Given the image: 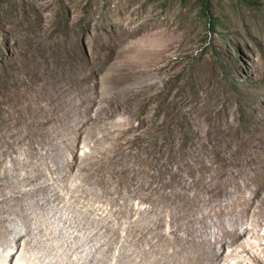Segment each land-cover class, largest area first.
Instances as JSON below:
<instances>
[{
    "label": "rangeland",
    "instance_id": "obj_1",
    "mask_svg": "<svg viewBox=\"0 0 264 264\" xmlns=\"http://www.w3.org/2000/svg\"><path fill=\"white\" fill-rule=\"evenodd\" d=\"M204 4L203 10L202 0H0V194L14 202L0 219L18 223L22 210L32 218L21 227H35L36 217L50 227L35 237L11 236L8 264H17L23 252L28 264H47L40 257L52 251L59 259L73 251L69 263L78 264V251L97 252L101 243L91 264L161 259L170 247L155 253L150 245L157 237L142 236L144 225L173 238L193 215L196 231L206 234L207 223L213 236L222 207L206 221L211 200L238 204L236 214L245 215L240 224L248 219L250 230L260 224L258 234L248 231L244 240L264 239V0ZM52 104L60 108L57 119L46 120L44 134L35 133L42 126L32 125L48 119ZM100 110L99 119L110 117L105 122H96ZM91 135L99 138L85 141ZM43 142L52 147L37 152ZM91 161L97 174L77 188L80 165ZM37 168L44 174L39 186L50 185V193L56 187L62 199L15 196L29 188V172ZM40 200L78 222L60 248L40 246L44 238H58L52 227L61 225L36 210ZM231 218L222 220L229 226ZM139 219L143 224L133 226ZM96 231L99 240L92 242ZM85 234L92 235L88 243L75 242ZM180 237L173 245L188 246L189 237ZM231 245L228 238L215 247L225 258L237 247Z\"/></svg>",
    "mask_w": 264,
    "mask_h": 264
},
{
    "label": "bare ground",
    "instance_id": "obj_2",
    "mask_svg": "<svg viewBox=\"0 0 264 264\" xmlns=\"http://www.w3.org/2000/svg\"><path fill=\"white\" fill-rule=\"evenodd\" d=\"M56 100V98L53 100V102ZM54 107H53V113L51 115L48 116V119L46 118L45 116V119L43 121H40V122H37L35 121L34 122V125L32 126H42L40 129H36V127H34L33 131H35V133H38L41 135L42 133L44 134L43 132V129H45L43 126L46 125L47 121L49 119H52V120H56L57 119V112L59 111V106L56 105V104H52ZM71 111V110H70ZM60 112V111H59ZM65 112V111H64ZM63 112V113H64ZM73 112V111H72ZM62 113V111H61ZM69 113V112H68ZM103 113L102 110L98 111V115L96 117V122H98L99 120L105 122L106 120H108V118H110L109 116L108 117H105V118H101L99 119L100 115ZM64 116V115H63ZM71 116V115H70ZM67 117V116H66ZM99 119V120H98ZM5 120H8V119H5ZM47 120V121H46ZM70 120V119H69ZM32 121V120H31ZM63 122V121H62ZM71 122V120H70ZM88 123V122H86ZM30 124V123H29ZM33 124V123H32ZM61 124V123H60ZM65 124V123H64ZM68 124V123H66ZM77 126L80 125V121L79 122H76L75 123ZM87 125V124H85ZM67 126V125H66ZM70 126V125H69ZM2 127V126H1ZM30 127V125L28 126ZM32 128V127H31ZM69 128H72V126H70ZM36 129V130H35ZM68 129V128H66ZM65 129V130H66ZM2 130V129H1ZM69 130V129H68ZM50 133V132H49ZM53 133V132H52ZM71 134V131L68 132V135ZM47 135V134H46ZM103 135V134H102ZM100 136V135H99ZM106 136V135H105ZM108 136V135H107ZM106 136V137H107ZM53 137V136H52ZM97 135H91L89 136L85 141L87 142H90V140H96L97 139ZM66 138V137H65ZM99 138V137H98ZM104 138V137H103ZM84 141V140H83ZM84 141V142H85ZM22 142V141H21ZM42 141H39V143H41ZM45 142V141H44ZM43 142V143H44ZM51 142V141H50ZM58 142V141H57ZM8 145V144H7ZM16 145V144H15ZM52 143H44L43 145L40 144V146L38 147L39 149H37V152L41 149H46L47 147H52L51 146ZM22 146V145H21ZM55 146V145H54ZM8 147V146H7ZM11 148V147H10ZM9 148V149H10ZM15 148V147H14ZM95 148V147H94ZM6 149V148H5ZM57 149V148H56ZM55 149V150H56ZM59 149V148H58ZM8 150V148H7ZM6 150V151H7ZM16 150V149H15ZM34 150V149H33ZM48 150V149H47ZM54 150V149H53ZM61 150V149H60ZM96 150V148H95ZM11 151V150H10ZM13 151V149H12ZM58 151V150H57ZM92 150L90 149V152ZM94 151V150H93ZM59 152V151H58ZM41 153H42V150H41ZM48 154H50L49 152H47ZM12 154V153H11ZM32 155L34 153H31ZM38 154V153H37ZM36 154V155H37ZM45 154V152L43 153ZM46 154V155H48ZM53 154V152L51 153ZM39 155H40V152H39ZM42 155V154H41ZM88 155V154H87ZM93 155V154H92ZM45 156V155H44ZM53 156V155H52ZM57 156V154H56ZM30 157V156H29ZM36 157V156H35ZM33 158V156H32ZM44 158V157H43ZM51 158V157H50ZM54 159V157H53ZM84 159V158H83ZM90 159V158H89ZM14 160V159H13ZM19 160V159H18ZM32 160V159H30ZM86 160V159H85ZM88 160V159H87ZM89 161V160H88ZM97 161V160H96ZM100 161V160H99ZM22 161H17V165H20ZM26 162V161H25ZM29 162V160H28ZM32 162V161H31ZM57 162V161H56ZM55 162V163H56ZM14 163V161H13ZM82 163V162H81ZM84 163V162H83ZM27 164V163H26ZM94 162L91 161L90 163L86 164V165H80L79 167V171L78 173L76 174V177L77 178H80V176H82V180H81V183L79 185H77V188L78 187H82V184H86L87 182H89L91 180V178L97 174L98 170L97 169H94V166H93ZM3 165V161L1 160L0 161V166ZM16 165V164H15ZM37 165V164H36ZM44 165V164H43ZM56 165V164H55ZM60 165H61V160H60ZM63 165V164H62ZM73 165V164H72ZM22 166V165H21ZM24 166V164H23ZM22 166V167H23ZM27 166V165H25ZM24 166V167H25ZM42 166V165H41ZM64 166V165H63ZM101 166V165H100ZM21 167V168H22ZM35 167V166H34ZM59 167V166H58ZM61 167V166H60ZM72 167L73 166H69L68 168V171H67V174H71L73 173L72 172ZM47 168V167H46ZM50 168V167H49ZM57 168V167H56ZM55 168V169H56ZM63 168V167H62ZM16 170V169H15ZM60 170V169H59ZM62 170V169H61ZM60 170V171H61ZM56 171V170H55ZM66 171V170H65ZM29 172V171H28ZM58 172V171H57ZM17 173V172H16ZM60 173V172H59ZM62 173V172H61ZM87 173V174H86ZM19 175V173H17ZM27 174V173H26ZM23 175V174H22ZM21 175V176H22ZM44 175L42 171H40L38 168L37 170L36 169H32L30 172H29V178L31 179V183H28L26 185V182H25V186L29 187L28 189H19V190H16L14 191V194L15 196H35L38 192L42 193L43 194V200H45L46 202L50 201L52 199L53 196H58L59 198H63L62 195L60 196L59 193L55 192L56 190V187H55V190H53V192L50 193V190L51 187L50 185L49 186H39L37 180L39 178H41V176ZM60 175V174H59ZM62 175V174H61ZM72 175V174H71ZM69 176V175H68ZM17 177V175H16ZM20 177V175L18 176ZM72 177V176H70ZM70 177L68 179H70ZM1 178V177H0ZM28 178V180H29ZM21 179V178H20ZM61 179V178H60ZM59 179V181H61ZM66 180V179H65ZM80 180V179H79ZM1 181V179H0ZM20 182V181H19ZM36 182L38 185H36ZM23 183V182H22ZM56 183V182H55ZM58 183V182H57ZM57 183L54 184L57 186ZM65 183V181H64ZM67 183V182H66ZM69 183V181H68ZM67 183V184H68ZM59 184V183H58ZM63 184V183H62ZM66 184V186H67ZM53 185V184H52ZM51 185V186H52ZM69 185V184H68ZM75 185V184H74ZM10 186V185H9ZM60 186V185H59ZM70 186V185H69ZM73 186V185H72ZM53 187V186H52ZM71 187V186H70ZM75 187V186H74ZM73 188V187H72ZM220 187L218 188H214L215 190H213V194L216 195L218 194V189H220ZM74 189V188H73ZM58 191V190H57ZM51 194V195H50ZM87 194V193H86ZM90 195V194H89ZM72 196V195H71ZM0 197L3 198V200L0 201V213L3 212V214L8 210L11 209V205L14 204V202H8V199L6 197V194L2 193L0 194ZM65 197V196H64ZM91 197V196H90ZM70 198V200H73L74 202L78 199L77 196H72V197H68ZM81 198V197H80ZM214 198V197H213ZM234 198V197H233ZM55 199V198H54ZM100 199V198H99ZM42 200V199H41ZM41 200L39 202H37V209L36 210H39L40 211V214L43 215V216H46V215H54V217H57L60 219L61 221V225L60 224H57V225H54L52 227V231H55L56 233L59 234V237H52L51 235V238H48L45 240H42V241H39L40 246L42 247H46L47 245L49 244H53L54 248L56 247H62L61 244V240L64 241H67L70 240V236L68 237V230H72V228H74L78 222H75L73 221V218L72 219H69L68 217H66L67 215H65V212L62 211V209H58V208H46V207H43V204L41 202ZM60 200V199H59ZM68 200V199H67ZM66 200V201H67ZM69 200V201H70ZM79 200V199H78ZM236 200V199H235ZM15 201V200H14ZM215 201V200H214ZM78 202V201H77ZM209 203V202H208ZM238 205V204H237ZM237 205L236 203H233V204H224L223 202H220L218 203L217 201V204H214L212 202V200L210 201V204L208 205L209 208L208 210L206 211V221L207 219H212L213 218V215H217L219 214L220 212H216V208L218 207H222L221 209V217L224 218L226 216H231L233 218H231L229 220V226L227 225V223H225L222 218H221V222H220V225L218 226V229L220 230L219 232L217 231L213 236H207V231H209V228H208V225L206 223V234L204 232H197L196 229H195V224L197 223L198 219L196 217H194L192 215L189 216V222L187 223V225L185 226L186 228L183 230L180 231V233H172L173 235H175V237L173 238H170L169 237V233L167 232H159L156 228H146L144 225L143 229L141 230L139 228V230H141L140 234L142 236H146V234H151V233H155V236L157 237L156 241L150 245L151 249L153 251H155L156 253V250H159L161 248H164L165 245L169 246L170 249L168 248L167 250V253L163 255V258L161 259H156L154 261H152V259H140L141 262L139 263H136L134 260H132L133 262L131 264H168L169 262H172L173 264H264V239L262 240H259V238L255 239L254 237H251L249 240H244V236L246 235V233L249 231H253L254 233H257V228H259V223L256 222V224H254V227L252 226V230L249 229V225H247V222H248V219H245L241 224H240V221H241V218L242 217H245V215H237ZM264 205V204H263ZM239 206V205H238ZM13 207V206H12ZM34 207V206H33ZM71 208V207H70ZM75 208V207H74ZM24 209V208H23ZM33 209V208H32ZM31 209V210H32ZM79 209V208H78ZM77 209V210H78ZM12 210V209H11ZM69 210V209H68ZM67 210V212H68ZM72 210V209H70ZM76 210V209H75ZM101 210V209H100ZM100 210L98 209H94V208H87V211H90V212H99ZM26 211V210H25ZM79 211V210H78ZM81 211V210H80ZM86 211V210H84ZM83 211V212H84ZM84 212V213H87ZM134 211V210H133ZM142 212V210H139ZM13 212V211H11ZM15 212V210H14ZM36 212V211H35ZM73 212V211H71ZM70 212V213H71ZM77 212V211H76ZM82 212V211H81ZM104 212V211H103ZM17 213V212H16ZM15 213V214H16ZM138 213V212H137ZM25 214V212H24ZM23 214V211L20 210L18 211V217L22 215V217L20 218V221L21 224H22V221H27L30 220V216L32 218V215H24ZM69 214V213H68ZM72 214H76V213H72ZM80 214V213H79ZM88 214V213H87ZM94 214V213H92ZM96 214V213H95ZM139 214H141L139 212ZM219 214V215H220ZM1 215V214H0ZM84 215V214H83ZM86 215V214H85ZM89 215V214H88ZM140 216V215H139ZM258 216V212H255L253 213V218H256ZM83 217V216H82ZM89 217V216H88ZM87 217V218H88ZM121 217V216H120ZM123 217V216H122ZM251 217V219H252ZM76 218V217H75ZM230 218V217H229ZM259 218V217H258ZM36 222H37V225L35 227H33L31 224L29 225H26L25 228L21 227V225H19V222L17 223V221L19 219H14L13 222H11L10 226L8 225H5V220L4 219H0V236H3L2 238V241L0 242V264H8L7 263V260L8 259H12V256H14V251H15V248L12 246V239H10V237H15V238H20V237H24V236H30V237H35L36 235L39 234V232H43L45 230H47L48 232V229L50 228L44 221L40 220V218H33ZM257 219V218H256ZM22 220V221H21ZM85 220V218H84ZM88 222L92 223L93 225L97 224V220H91V219H87ZM23 221V222H24ZM252 221V220H251ZM159 223V222H158ZM255 223V222H254ZM26 224V223H25ZM28 224V223H27ZM50 224V223H49ZM90 224V225H92ZM139 224H143V221L142 219H139L135 222H133V226L134 225H139ZM23 225V224H22ZM34 225V224H33ZM157 225V224H156ZM131 226V227H133ZM81 227V226H80ZM5 228V230H4ZM102 228V227H101ZM134 228V227H133ZM3 229V230H2ZM87 229V228H86ZM135 229V228H134ZM50 230V229H49ZM97 230V229H96ZM103 230V229H102ZM240 230H242V232H240ZM98 231H99V228H98ZM46 232V233H47ZM50 232V231H49ZM48 232V233H49ZM55 233V234H56ZM92 233V232H91ZM97 231H96V235H94L91 239H92V242L94 241V238H96V242L97 240ZM182 233H184L185 235H187L189 237V244L188 246H182L181 244L178 245V246H175L173 245V242L176 241V242H180L181 241V235ZM103 234V233H102ZM205 234L206 236V243H205V247L203 245V248H201V250L198 249L199 247V244H202L200 242V240H202V237L203 235ZM209 234V232H208ZM250 234V233H249ZM251 234H253L251 232ZM258 234V233H257ZM49 235V234H48ZM53 235V234H52ZM86 235V234H85ZM256 235V234H255ZM254 235V236H255ZM80 236V235H78ZM75 239V242L77 243H88V239L90 238V236H88V238L84 237L82 238V236L78 237ZM140 236V235H139ZM162 236L163 237H167L166 239V243H163L162 241ZM204 236V237H205ZM107 237V236H105ZM258 237V236H257ZM109 239H107L110 244V242L114 241L112 239H110V237H108ZM138 238V237H137ZM230 238L232 240V245L229 247V249H232L233 247H235L237 245V247L235 248V250L231 251L230 255L225 257V258H222L221 256V250H218L215 246L218 244V243H221L224 239H228ZM61 239V240H60ZM54 240H57V245L56 243H53ZM106 240V241H107ZM138 240V239H137ZM243 241L242 244H239L240 241ZM105 241V239H104ZM105 241V242H106ZM32 242V245L35 246L36 243H33ZM61 242V244L59 243ZM200 242V243H199ZM20 243V241H19ZM100 243V242H99ZM113 243V242H112ZM51 244V245H52ZM102 244V243H101ZM100 244V247L98 248L97 247V252H93L92 250L91 251H78L77 252V255L79 257H77L76 259H79V261H75V263L77 262L78 264H91L93 263L95 260H96V254L99 252L100 253V250L102 251V245ZM104 244V243H103ZM106 245V244H105ZM104 245V247H105ZM108 245V244H107ZM37 246V245H36ZM95 246L94 244H92V247ZM202 246V245H200ZM18 247V246H17ZM48 247V246H47ZM50 247V246H49ZM10 248V249H8ZM57 249V248H56ZM81 249V248H78V250ZM96 249V248H95ZM150 249V250H151ZM165 249V248H164ZM234 249V248H233ZM55 250V249H54ZM111 250V249H110ZM191 250V251H190ZM238 250H239V253H238ZM76 251V250H75ZM146 251V250H145ZM166 251V250H165ZM184 251H189L187 252L186 254L184 253ZM51 252V251H50ZM72 253H68V255L65 257V258H62V259H59L56 257V255H53V251L52 253H49V254H46L45 257H40L41 259L44 258V259H49L50 262H48L47 264H70L69 261H74L73 260V256L75 254V252L71 251ZM108 252L110 251H107L105 252V254H108ZM147 252V251H146ZM11 253V254H10ZM122 253V252H121ZM148 255H149V252H147ZM146 253V254H147ZM159 253V252H158ZM102 254V253H101ZM125 254V253H124ZM154 253H152L153 255ZM26 253L23 252L22 256L20 257L19 259V262L17 264H28L27 263V259L25 257ZM110 255V254H109ZM157 255V254H156ZM40 256V255H39ZM105 256V255H104ZM147 256V255H146ZM145 256V257H146ZM251 256V257H250ZM107 257V256H106ZM151 257V256H150ZM153 259L154 258H157V256L155 257H152ZM254 258V260L252 259ZM38 260V259H37ZM98 260V259H97ZM33 261V260H32ZM30 263V262H29ZM101 263V262H100Z\"/></svg>",
    "mask_w": 264,
    "mask_h": 264
},
{
    "label": "trees",
    "instance_id": "obj_3",
    "mask_svg": "<svg viewBox=\"0 0 264 264\" xmlns=\"http://www.w3.org/2000/svg\"><path fill=\"white\" fill-rule=\"evenodd\" d=\"M202 2H203V10L205 9V0H202Z\"/></svg>",
    "mask_w": 264,
    "mask_h": 264
}]
</instances>
